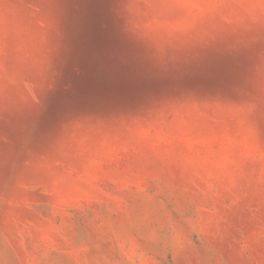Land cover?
<instances>
[{"label":"rangeland","instance_id":"1","mask_svg":"<svg viewBox=\"0 0 264 264\" xmlns=\"http://www.w3.org/2000/svg\"><path fill=\"white\" fill-rule=\"evenodd\" d=\"M0 264H264V0H0Z\"/></svg>","mask_w":264,"mask_h":264}]
</instances>
